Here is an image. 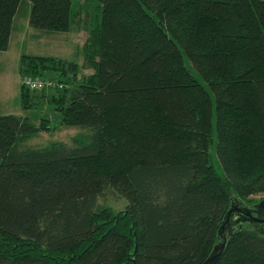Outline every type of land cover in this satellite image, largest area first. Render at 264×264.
Wrapping results in <instances>:
<instances>
[{"label":"trees","instance_id":"obj_1","mask_svg":"<svg viewBox=\"0 0 264 264\" xmlns=\"http://www.w3.org/2000/svg\"><path fill=\"white\" fill-rule=\"evenodd\" d=\"M22 1L30 29L86 39L82 64L19 57L20 106L84 133L29 147L49 117L0 115V264H203L231 203L264 196V0H93L95 23L84 3L0 0V52ZM218 264H264V235L234 227Z\"/></svg>","mask_w":264,"mask_h":264},{"label":"rangeland","instance_id":"obj_2","mask_svg":"<svg viewBox=\"0 0 264 264\" xmlns=\"http://www.w3.org/2000/svg\"><path fill=\"white\" fill-rule=\"evenodd\" d=\"M88 10L93 22L101 18V8L93 0H71V18L81 11L82 4ZM83 4V5H84ZM29 14V4L22 1L15 16L14 29L11 35L10 45L7 51L0 52V115H14L29 118L33 123L38 124L42 117H49L50 123L55 125V130L48 133H41L29 140L26 145L29 147H44L51 142H62L71 145L73 138L80 136L83 131L77 128H66L59 125V116L54 114L46 103H42L32 110L24 111L20 106L19 84L22 80L17 73L19 57L23 54L36 56H53L77 64H82V45L86 39L84 31L76 32L75 28L68 33L44 34L38 33L28 27L27 18ZM185 66L190 70L195 79L209 93L212 101L214 97L207 84L192 67L191 63L182 52ZM85 71L84 74H90ZM213 138L215 136L213 135ZM210 151L214 154V148ZM217 172L222 174V170L217 168ZM261 196L254 197L255 200ZM106 206L111 207L115 212L123 210L126 203L116 195L107 194L104 200H100Z\"/></svg>","mask_w":264,"mask_h":264},{"label":"water","instance_id":"obj_3","mask_svg":"<svg viewBox=\"0 0 264 264\" xmlns=\"http://www.w3.org/2000/svg\"><path fill=\"white\" fill-rule=\"evenodd\" d=\"M236 203L232 202L231 206L229 208V210L227 211L224 220L220 226V230H219V235L221 236V241L216 244L214 246V248L212 249L210 255L208 256V258L206 259V261L203 264H218L220 257L222 255V251L225 247L226 244V240L228 237H230L232 235L233 232V228L235 227L234 225L237 223H244V222H248L250 225L253 226L254 229H257V226L253 225V221L257 222V223H264V211L261 212V208L264 209V199L260 201L259 204H257L253 210H248V209H242L240 210L242 213H245L246 215H248L247 218L242 219L241 221L237 220L235 223H230L229 219L230 216L232 215L233 212H238V208L235 206ZM250 212H254V214L256 215V217L252 218L251 213ZM224 233L223 235L221 234ZM261 234H263V232L258 231Z\"/></svg>","mask_w":264,"mask_h":264},{"label":"flooded vegetation","instance_id":"obj_4","mask_svg":"<svg viewBox=\"0 0 264 264\" xmlns=\"http://www.w3.org/2000/svg\"><path fill=\"white\" fill-rule=\"evenodd\" d=\"M264 199V196L263 197H260L254 204H243V203H236V207L238 208V212H233L232 215L230 216V219H229V222L230 223H235L237 220L241 221L242 219H245L248 217V215H246L245 213H242L240 210L242 209H248L249 211L250 210H253V208L260 203L261 200ZM261 212L264 211L263 208H261L260 210ZM251 213V216L252 218L256 217V215L254 214V212H250ZM243 225H249L251 227H253L252 225H250L248 222H244V223H237L235 224L234 226H243ZM253 225L257 226V230L258 231H261L263 232V235H264V223H257V222H254L253 221Z\"/></svg>","mask_w":264,"mask_h":264},{"label":"built area","instance_id":"obj_5","mask_svg":"<svg viewBox=\"0 0 264 264\" xmlns=\"http://www.w3.org/2000/svg\"><path fill=\"white\" fill-rule=\"evenodd\" d=\"M24 83L27 84L31 90H41L44 87V82L40 79H24Z\"/></svg>","mask_w":264,"mask_h":264}]
</instances>
